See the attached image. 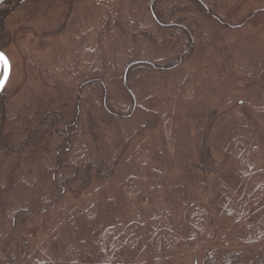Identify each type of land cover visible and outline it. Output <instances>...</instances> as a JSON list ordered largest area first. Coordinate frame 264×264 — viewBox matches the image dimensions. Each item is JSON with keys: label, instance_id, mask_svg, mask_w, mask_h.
Masks as SVG:
<instances>
[{"label": "rangeland", "instance_id": "obj_1", "mask_svg": "<svg viewBox=\"0 0 264 264\" xmlns=\"http://www.w3.org/2000/svg\"><path fill=\"white\" fill-rule=\"evenodd\" d=\"M0 33V264H264V0H7Z\"/></svg>", "mask_w": 264, "mask_h": 264}, {"label": "flooded vegetation", "instance_id": "obj_2", "mask_svg": "<svg viewBox=\"0 0 264 264\" xmlns=\"http://www.w3.org/2000/svg\"><path fill=\"white\" fill-rule=\"evenodd\" d=\"M4 7H5V8L7 7V0H1V1H0V14H1V12H2V9H4ZM4 11H5V10H4ZM3 45H4V41H3V39L0 37V52H1V53L7 58V60L9 61V65H10V73H9L8 81H7L6 85H5V87H6L7 84H8V82H9V80H10V78H11L12 64H11V59H10L9 56L7 55L5 49L2 47ZM2 71H3V69H2V67L0 66V77L2 76ZM5 87L3 88V90L5 89ZM3 90H2V92H3ZM2 92H1V93H2ZM0 95H1V94H0Z\"/></svg>", "mask_w": 264, "mask_h": 264}, {"label": "water", "instance_id": "obj_3", "mask_svg": "<svg viewBox=\"0 0 264 264\" xmlns=\"http://www.w3.org/2000/svg\"><path fill=\"white\" fill-rule=\"evenodd\" d=\"M1 1V0H0ZM1 53V52H0ZM5 57V56H4ZM7 59V58H6ZM0 66L2 67L3 71H2V76L0 77V94L3 90V88L5 87L8 78H9V73H10V65H9V61L7 60V67L5 66L3 61H0Z\"/></svg>", "mask_w": 264, "mask_h": 264}, {"label": "snow or ice", "instance_id": "obj_4", "mask_svg": "<svg viewBox=\"0 0 264 264\" xmlns=\"http://www.w3.org/2000/svg\"><path fill=\"white\" fill-rule=\"evenodd\" d=\"M0 61H3L5 66L7 67V59H6V57H4V55L2 53H0Z\"/></svg>", "mask_w": 264, "mask_h": 264}, {"label": "trees", "instance_id": "obj_5", "mask_svg": "<svg viewBox=\"0 0 264 264\" xmlns=\"http://www.w3.org/2000/svg\"><path fill=\"white\" fill-rule=\"evenodd\" d=\"M1 34V33H0Z\"/></svg>", "mask_w": 264, "mask_h": 264}]
</instances>
